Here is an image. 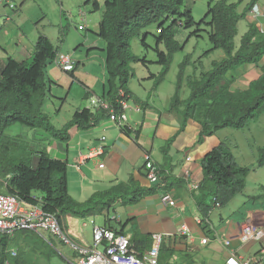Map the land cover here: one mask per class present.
<instances>
[{
  "label": "trees",
  "instance_id": "trees-1",
  "mask_svg": "<svg viewBox=\"0 0 264 264\" xmlns=\"http://www.w3.org/2000/svg\"><path fill=\"white\" fill-rule=\"evenodd\" d=\"M240 1L208 0L206 14L197 22L189 9L181 10L185 0H104V10L96 32L105 41L103 50L107 79L102 97L106 98L118 113L121 107L115 100L119 89H123L127 96L133 95L128 85L134 76L130 62L141 60L146 62V60L134 55L130 45L131 38L139 35L142 45L147 46L145 40L148 32L142 30L153 23H159L158 35L155 38L157 43H164L167 52L155 49L157 62L162 65V69L151 77L155 78V84L165 78L173 53L181 49L173 31L177 18L166 25L167 20L177 16L184 18V25L187 28L208 25L210 28L207 30V35L212 47L205 53L222 48L225 57L220 61H213L212 67L201 72L199 76H187L186 84L190 93L187 98L181 99L184 71L190 62L189 56H185L179 65L170 109L182 116L183 123L188 118L200 123L197 142L221 128L241 129L255 121L264 113V63L261 61L264 55V32L254 24H250L249 29L241 37L239 47L235 48L233 42L237 34V22L245 17L254 4L252 1L239 13L237 5ZM89 2L92 3L93 10L100 8L98 0L86 1ZM33 47L34 51L29 62L9 56L0 69L1 151L8 152L11 149L13 140L10 135L5 134V129L17 122L68 141V130L71 127L89 129L110 117V112L102 107H83L76 109L62 127H56L50 115L44 111L43 101L47 97L50 83L46 68L54 59L57 48L53 46L51 39L42 33L38 35ZM244 63L257 64L262 73L251 81L248 87L232 89L235 78L230 72ZM121 130L127 134L131 131L127 125L121 127ZM258 152L257 162L263 166L264 148H259ZM201 167L203 178L198 190L194 191L193 198L203 218V230L208 233L211 228L205 219L208 218L211 209L216 203H219V207L228 204L233 197L243 191L250 168L236 161L231 148L225 142H220L205 154ZM0 171L11 175L5 190L0 189V191L16 194L27 204L35 202L32 198L33 194H43L44 208L54 213L60 222L66 214L84 218L105 214L115 205L136 204L145 196L157 192L160 188H166L167 185V177L161 176L159 183L149 187L140 186L133 177H130L127 181H115L110 187L97 190L80 201L69 193L66 160L51 157L45 150L39 152L37 163L34 164L24 157H1ZM262 191L251 199L264 198V185ZM25 232L39 235L27 230L18 231L15 235ZM120 232L123 233V230ZM6 237L12 236L0 233V264L6 259H9L10 264H15L17 255L13 257L7 241H2ZM160 262L164 264L161 258Z\"/></svg>",
  "mask_w": 264,
  "mask_h": 264
},
{
  "label": "crops",
  "instance_id": "crops-1",
  "mask_svg": "<svg viewBox=\"0 0 264 264\" xmlns=\"http://www.w3.org/2000/svg\"><path fill=\"white\" fill-rule=\"evenodd\" d=\"M252 1L254 4H259L264 10V0H241L237 5V11L239 13L244 11ZM240 23H243L241 37L249 29L250 24H254L260 31L264 32V15L253 14L251 8L245 17L237 22V34ZM241 37L238 42L235 41L234 37L235 48L239 47ZM224 57L225 54L221 59ZM221 59H212L211 66H203L204 68L195 76H199L201 72L210 69L213 61H220ZM17 60L21 61L22 59L18 58ZM261 61L264 63V55ZM158 73L159 71L157 73L152 72L151 75ZM261 73L257 64L244 63L230 72V75L235 78L231 88H246ZM139 76L140 78L134 76V79L129 81V88L133 93L126 99L128 120L125 125L131 130L129 134L123 132L108 117L89 129L83 130L73 126L68 130V141L55 142L57 155L50 154V156L66 160L69 193L75 199L83 201L93 192L106 189L115 181H127L130 177H133L140 186L149 187L153 184L146 176L144 156L145 153H149L160 169L161 176L167 177L166 188L158 189L157 192L145 196L136 204L115 205L110 211L101 215L102 222L99 224L110 223L116 229L123 230L124 233L131 236L132 243L138 249H146L150 246L151 234H167L160 253L161 261L164 264H224L231 249L245 257L256 254L260 246L264 244V238L261 242L247 243L241 247L240 230L241 226L249 221L264 223V198L251 199L252 196H257L263 192L262 184L258 186L257 193L248 194L244 192L246 182L241 194H245L247 200L243 201L240 206L241 209H238L239 215L223 216L220 213L218 217L214 218L213 211H211L207 221L211 230L207 233L203 230V225L197 222L201 215L193 198L194 191L190 189L189 179L185 173L187 166H189L192 178L201 181L203 178L201 161L205 154L220 142H225L231 148L240 165L247 166L240 163L234 154V146H237L238 143L230 138L234 133H229L230 129L234 128H221L197 142L200 135V123L192 118H188L183 123L182 116L177 111L170 109L174 94L172 90L167 92L162 88L165 79L155 84L153 77L144 76V73H140ZM103 78L102 91L107 75ZM185 83L184 77L180 92L181 99L187 98L190 93L189 87L184 86ZM89 88L86 87L88 91L85 93V98L87 99H84V104L77 109L91 106L90 100L94 96H89ZM102 91L100 95L97 94L96 96H102ZM262 115L264 113L260 116L262 117ZM68 120L63 122L62 126ZM257 120L258 118L255 121ZM250 123L241 129L250 127ZM248 129L250 130V128ZM102 135L107 137L105 144L108 148L105 154L82 161L79 155L101 144L100 137ZM43 138L47 137L43 136ZM251 148L257 152L255 163L260 166L257 162L258 149L264 147H257L256 149L254 145H251ZM187 156L191 157L189 161L186 160ZM101 162L104 163L103 167L99 166ZM247 167L250 168L247 175L249 178L254 169L252 170V165ZM246 181H248L247 178ZM164 192L172 193L176 199L175 206L164 204L162 200ZM70 215L64 216L62 219L65 231L69 234L68 229L70 228L75 242L83 245L89 244L91 237L87 236L86 233L88 232L79 234L69 227V223L72 221ZM93 218L96 221L98 217L94 216ZM214 219L218 222L217 225ZM182 225L189 229L188 235L177 233ZM89 233L91 234V230ZM205 235L209 239L203 243L201 240ZM226 240L230 242L229 246L226 245Z\"/></svg>",
  "mask_w": 264,
  "mask_h": 264
},
{
  "label": "rangeland",
  "instance_id": "rangeland-1",
  "mask_svg": "<svg viewBox=\"0 0 264 264\" xmlns=\"http://www.w3.org/2000/svg\"><path fill=\"white\" fill-rule=\"evenodd\" d=\"M86 1L4 0L0 4V69L9 56L29 62L34 51L33 46L40 33L51 39L53 46L57 48V54L72 53L77 62L76 67L70 72L63 71L54 59L46 68L50 83L47 97L43 101V109L50 115L53 124L58 128L72 117L73 111L84 104V99H87L85 98V93L88 91L86 90L87 86L90 87L89 96L97 97V94H101L103 77L106 75L104 68L105 51L102 50L105 41L96 34L104 10V0H98L101 5L97 10H93L92 3H86ZM10 2L15 5L14 8H10L8 5ZM207 4L208 0H185L181 10L189 9L193 18L198 22L206 14ZM80 9L83 14L79 13ZM174 18H177V23L173 28L174 37L181 49H177L173 53L169 70L162 83V88L167 92L172 90L173 94L176 88L179 65L185 56L189 55L190 58V62L184 71L186 81L187 76H195L206 65L211 66L212 59H221L225 54L222 48L211 51L213 53H208L209 56L205 53L212 47L207 35V30L210 28L208 25L203 24L187 28L184 25V18L177 16L167 20L166 25H169ZM178 21H181L182 24H179ZM80 23L85 26V29H78ZM242 24L240 23L238 34L235 36L236 42L241 37ZM158 25L159 23H153L142 30L148 32L145 40L147 46L142 45L141 36L135 35L131 38L130 45L134 55L146 60V62L142 60L130 62L134 76L137 78H140V73H144V76L148 77L151 76L152 72L157 73L162 69V65L157 62L158 56L155 49L158 48L164 52H167V49L163 42L157 43L155 38L158 35ZM195 30L197 31L193 33ZM152 79L148 80L151 81ZM184 86L187 87V84L185 83ZM249 126L245 129H230L229 133H234L230 138L238 143L237 146H234V154L240 163L247 166L252 165V170L254 169L252 175L247 177L248 181H246L247 185L244 191L248 194H254L258 192V186L264 184V166L256 165L257 152L252 150L251 145H254L256 149L257 147H264V115L260 116L254 123H250ZM5 134L10 135L13 141L8 152L0 150V158L4 156L24 157L25 160L30 159L32 164L37 163V156L43 150L51 155H57L55 142L62 140L41 129L18 122L8 126L5 129ZM43 136L48 139L43 138ZM10 176L5 171H0V189L5 190V182L9 180ZM245 200H247L246 195L240 193L228 204L214 207L211 209L214 218L218 217L220 213L223 216L239 215L238 209ZM101 215H96L98 217L96 218L97 223L102 222ZM70 216L72 221H70L69 227L79 234L88 232L86 233L87 236L91 237L90 226L82 228L83 220L72 214ZM214 222H216L215 219ZM68 230L70 231L68 235L73 240L74 237L71 235L70 228ZM2 241H7L10 250L15 249L17 251L15 264H69L67 259L73 256V252L67 244L50 235L44 237L25 232L3 238ZM6 260L9 261V259Z\"/></svg>",
  "mask_w": 264,
  "mask_h": 264
},
{
  "label": "built area",
  "instance_id": "built-area-1",
  "mask_svg": "<svg viewBox=\"0 0 264 264\" xmlns=\"http://www.w3.org/2000/svg\"><path fill=\"white\" fill-rule=\"evenodd\" d=\"M3 2L4 0H0V4ZM8 5L10 8L15 7L11 2ZM251 11L255 15H264V10L257 3L253 4ZM79 13L83 14V11L80 9ZM178 23L182 24L181 21H178ZM78 29L83 30L85 26L80 23L78 24ZM57 53L54 61L63 71L70 72L76 67L77 62L73 58L72 53L66 52L60 55ZM126 99H128V96L125 91L119 89L118 97L115 100L121 107V111L118 113L115 112L114 106L102 96L91 97V106L89 108L102 107L108 110L110 112L109 118L121 128L128 120ZM106 139V135H102L100 137L101 144L96 148H91L81 153L79 155L80 159L83 161L104 155L108 148L105 144ZM144 156L147 178L152 184L159 183L161 181L160 169L149 153H145ZM190 159V156L186 157L187 161ZM103 165V162L99 164L100 167H103ZM185 173L189 179L190 189L197 191L200 186V180L192 178L189 166H187ZM5 185H7V182H5ZM32 198L35 202L27 204L16 194L0 191V233L12 236L18 231L27 230L36 232L44 237L50 235L58 238L67 244L73 252L72 258L67 259L69 264H162L160 262V250L167 234H151L150 246L146 249H138L132 243L129 234L120 232L119 229H116L110 223L99 224L93 218L94 216H88L82 219L81 226L82 228L91 227V242L85 245L79 244L70 238L64 229L63 223L57 219L56 215L44 208L43 194L35 193ZM162 200L165 205H176V199L170 192H164ZM218 206L219 203H216L214 207ZM208 218L205 220L208 221ZM197 222L202 224L203 218L199 217ZM177 233L179 235H188L189 229L187 226L182 225ZM263 238L264 223L249 221L241 226V247L247 243L261 242ZM208 239L205 235L201 241L206 243ZM226 245H230L228 240H226ZM10 254L14 257L17 255V251L11 249ZM4 264H9V261L6 260ZM224 264H264V244L260 246L256 254L248 257L231 249Z\"/></svg>",
  "mask_w": 264,
  "mask_h": 264
}]
</instances>
